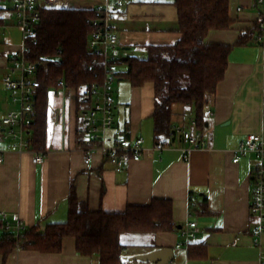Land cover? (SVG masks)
Instances as JSON below:
<instances>
[{"label": "crops", "instance_id": "1", "mask_svg": "<svg viewBox=\"0 0 264 264\" xmlns=\"http://www.w3.org/2000/svg\"><path fill=\"white\" fill-rule=\"evenodd\" d=\"M62 1L58 8L91 11L107 3V0ZM109 3L114 4L115 0ZM40 4L48 8L44 0ZM12 13L11 0H0L2 84L10 74V56L21 51L13 44L17 43L16 28L7 20ZM229 16L230 29L211 31L205 39L206 44L233 49L224 80L205 107L213 112V117L206 120L203 131L194 127V107L175 104L171 140L167 146H157L154 84L134 88L126 77L128 64H120L121 77L114 87L116 110L111 136L143 138L145 148L142 160L121 172L115 171L100 154L94 155L89 165L85 164L82 146L86 121L82 120L81 112L89 106L87 102L78 104L74 91L63 87L49 92L42 165H35L30 153H20L15 148L16 142L4 138L2 121L20 106L12 101L15 106L9 105L5 110L0 97V154L4 156L0 164V219L6 225L11 224L10 231L16 232L18 223L27 230L37 227L40 232L50 224L66 223L74 187L78 200L87 203L92 212L124 213L129 206H149L155 200L171 203L172 230L121 236L126 246L124 264H154L135 257L161 249L174 251L170 264H259L264 235L259 239L253 236L259 219L251 212L252 179L257 163L252 155L242 157L237 164L233 161L235 151L247 136L264 134V48L255 30L261 9L254 7V0H230ZM110 26L118 36L117 58L123 62L130 57L145 59L148 47L172 46L182 38L175 0H126L114 8ZM251 31H255L254 39L238 45L241 35ZM197 131L205 145L193 149L183 134L192 136ZM159 147L165 149L161 151ZM190 223H196L199 232L186 245L183 233ZM0 232L4 230L0 228ZM132 239L135 241L129 242ZM0 264H100V261L98 255H80L75 240L66 238L60 253L16 249L6 259L0 255Z\"/></svg>", "mask_w": 264, "mask_h": 264}, {"label": "trees", "instance_id": "2", "mask_svg": "<svg viewBox=\"0 0 264 264\" xmlns=\"http://www.w3.org/2000/svg\"><path fill=\"white\" fill-rule=\"evenodd\" d=\"M230 0H175L179 12L181 40L172 46L148 47L145 59L130 57L120 64L129 66L127 79L134 88L147 83L155 87V142L167 146L173 134L172 115L175 104L194 107L196 128L206 129L204 110L209 97L224 80L233 47L209 45L205 39L211 31L228 30ZM97 11L65 7L42 8L40 23L30 42L28 59L38 64L41 87L35 92V117L28 140L33 150L44 151L47 143L48 96L51 90L66 87L76 94L78 104L84 103L85 91L103 83L100 65L90 69L97 58L90 43L97 27L93 21ZM256 32L260 35L259 22ZM255 31L243 33L238 45L254 39ZM61 60L59 67L45 62ZM31 135V136H30ZM0 255L5 259L16 249L42 253H60L66 238H73L82 256H99L100 264H124L125 233H157L173 229L172 205L155 200L149 206H129L124 213L92 212L77 198L75 188L70 194L69 219L64 224H50L44 232L25 229L17 237L0 219ZM191 247V246H190ZM193 252V251H192ZM190 252V256L195 255Z\"/></svg>", "mask_w": 264, "mask_h": 264}, {"label": "built area", "instance_id": "3", "mask_svg": "<svg viewBox=\"0 0 264 264\" xmlns=\"http://www.w3.org/2000/svg\"><path fill=\"white\" fill-rule=\"evenodd\" d=\"M48 8H54L63 4L62 0H44ZM126 0H115L114 4L107 3L97 9V18L93 24L97 27L90 43L96 52L97 58L90 69L100 65L103 70V83L93 85L85 91L82 98L88 104V108L81 112L82 120L86 121V139L82 146L85 153V164L89 165L96 154L102 155L104 160L110 163L115 171L121 172L131 164L142 160L145 153L144 140L140 137L119 134L111 136L115 125L116 101L114 97V85L120 79L119 59L116 55L118 48V36L111 31L110 20L114 8L120 7ZM41 0H11L13 14L17 17V24L24 32L23 48L19 53L10 56V74L4 77L3 84L10 91L13 101L19 104L18 111L10 112L2 121L4 138L16 142L15 148L20 153L28 152L32 155L35 165L45 162V153L33 150L28 140L33 118L35 117V92L41 87L38 78L39 65L28 59L30 54V42L36 26L42 17ZM254 7L261 9L259 20L260 35L258 42L264 48V0H254ZM1 36V32H0ZM55 67L61 65V60L45 62ZM213 112L209 108L204 110L205 120H210ZM196 128V123H194ZM183 136L191 143L193 149L204 147L202 134L197 131L192 136ZM161 151L165 147H159ZM252 155L256 160L253 172V191L251 212L259 219L258 225L253 229V236L257 239L264 235V134L247 136L235 151L234 163H239L242 157ZM4 162L3 154H0V164ZM6 218V215H3ZM17 237L25 230L22 223L16 226ZM11 229V224L7 223ZM199 230L196 223H190L183 235L185 244L189 245L197 238ZM259 243V241H258ZM264 264V251L260 254V263Z\"/></svg>", "mask_w": 264, "mask_h": 264}, {"label": "rangeland", "instance_id": "4", "mask_svg": "<svg viewBox=\"0 0 264 264\" xmlns=\"http://www.w3.org/2000/svg\"><path fill=\"white\" fill-rule=\"evenodd\" d=\"M8 6V4H7ZM8 24L9 25H14V27L16 28V31L14 32V38L17 39V43H13L16 44L19 47V50L23 48V43H24V32L23 30L18 26L17 24V17L12 13L9 14L8 18ZM114 87H116V84L114 85ZM55 92V91H53ZM0 97H2V105H4V109L6 110V108H9V105L11 106H15V104H13V98L11 97L9 91H7L5 89V87L2 84V81L0 79ZM4 232H0V236H2ZM135 240L132 239L129 242H134ZM128 242V241H127Z\"/></svg>", "mask_w": 264, "mask_h": 264}, {"label": "water", "instance_id": "5", "mask_svg": "<svg viewBox=\"0 0 264 264\" xmlns=\"http://www.w3.org/2000/svg\"><path fill=\"white\" fill-rule=\"evenodd\" d=\"M173 259L174 251L171 249H161L135 257V260L142 262H152L154 264H170L173 262Z\"/></svg>", "mask_w": 264, "mask_h": 264}]
</instances>
